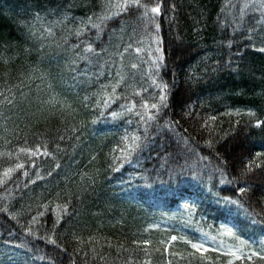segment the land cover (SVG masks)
<instances>
[{"label":"trees","instance_id":"trees-1","mask_svg":"<svg viewBox=\"0 0 264 264\" xmlns=\"http://www.w3.org/2000/svg\"><path fill=\"white\" fill-rule=\"evenodd\" d=\"M90 2L0 0V91L20 85L27 67L66 73L74 54L57 47L47 30L53 25L58 33L60 27L54 22L65 14L77 22L91 16ZM143 2L151 7L163 0ZM166 2L168 10L157 17L159 29L154 24L146 26L139 14L107 26L100 38L106 54L99 60V65L107 62V67L91 68L93 80L94 73H101L94 88L81 91L65 76L66 93L73 98L78 95L79 100L98 92L101 84L109 85L100 95L90 96L87 109L72 100L49 108L52 114L38 126L44 135H29L27 141L23 139L26 132L13 135V124L0 118V264H68L61 249L67 246L71 253L73 247L82 248L78 256L83 259L84 252L90 253L89 237L100 240L107 264H168L169 260L171 264H227L223 251L240 249L226 243L228 228L244 230L245 241L251 245L243 250L245 255L259 250L264 226L251 213L254 210L264 218V170L257 167L264 163V128L256 126L258 119L264 120V54L259 52L264 31L256 24L262 18L249 13L256 18L254 27L234 32L231 23L226 27L224 21L231 22L228 5L236 0ZM22 21L32 25L40 42L28 40ZM66 26L75 31L79 25L66 21ZM240 31L245 34L239 35ZM95 35L93 31L71 41L83 50ZM177 37H182V44ZM158 38L168 75L156 66ZM249 38L253 42L246 46ZM173 41L180 46L175 48ZM76 63L83 67L82 62ZM229 63L231 67L213 71L217 64ZM27 83L31 91L29 87L23 91L30 101L23 104L34 110L39 100L50 98L37 93L38 85L43 91L47 84ZM164 83L172 92L167 113L144 108L159 102L156 85ZM113 86L116 100L110 111L102 105L93 107ZM111 111L118 115L112 117ZM7 115L10 121L17 118L15 111ZM241 128L244 131L237 135ZM208 142L216 148L209 149ZM196 145L195 154L190 155ZM22 147L38 149L37 155L20 152ZM225 163L227 170L221 176L219 169ZM17 164L24 167L16 168ZM57 164L62 167L57 169ZM9 168L12 172L5 176ZM37 173L43 179L38 180ZM238 178L245 193L239 192ZM73 199L75 233L85 242L80 245L64 228L53 230V222L66 214L62 212L66 201ZM172 235L178 240L168 244ZM185 241L218 251L202 256ZM252 264H264V260L254 257Z\"/></svg>","mask_w":264,"mask_h":264},{"label":"snow or ice","instance_id":"snow-or-ice-1","mask_svg":"<svg viewBox=\"0 0 264 264\" xmlns=\"http://www.w3.org/2000/svg\"><path fill=\"white\" fill-rule=\"evenodd\" d=\"M89 9H92V15L87 16L86 18H81L78 22L75 17H68L65 14L64 19L57 20L54 22L55 25H59L60 31L58 33L53 32V25H49L47 30L48 37H51L55 42L57 47H62L65 52H71L74 55L71 58V62L67 64L68 71L65 73L63 69L59 73H54L52 71L44 70L37 67H27L23 69L24 78L21 79L20 85L6 87L3 91H0V118H3L6 122H11L13 124L12 134L16 135L17 132H26L27 134L23 137L25 141L28 140L29 135L33 138L36 136H43L44 133L38 131V126L41 120H47L48 117L52 114L48 111L49 108H54L56 106H64L67 104L68 100H72L73 104L77 106L87 109L89 107L90 96H97L100 95L109 85L101 84L100 89L98 92L90 93L89 95L83 96L82 100H79L78 95L76 98L66 93L64 88L65 83V76L70 77L72 81V87L80 89L81 91L87 92L89 88H94L96 83L99 81L100 72L94 73L93 75L96 76V80L92 79V75H90V71L92 67H107V62L104 65H99V60L106 54V49L101 46L102 41H100L101 36L106 32L107 26L112 23H117L118 19H122L125 16L133 17L136 14H139L141 20L145 23L146 26L155 25L157 29L160 28V24L157 23V17L161 16V14L167 11V2L163 0L162 3L158 2L155 3L154 6H149V3L143 2V0H91V2L87 5ZM228 7L232 10V20L224 21L225 26H229V23L233 26V31L237 32V29H251L254 27L253 21L256 19L254 15H250L249 13H259L261 20H256V24H260L261 31H264V0H246L244 3H240V0H236L234 3H230ZM151 13V15H149ZM33 19H41L40 17H33ZM66 21L78 24L79 26L76 28L75 31L68 29L66 26ZM47 22V21H45ZM24 28L27 29V36L29 41H36L40 42L39 39L35 36V33L32 30V25L28 24L24 21L21 22ZM95 32V40H92L87 43V47L81 50V45L78 43H72L71 38L74 37L76 40H82V37L86 36L90 32ZM67 33V34H64ZM239 35L243 36L245 34L244 31L238 32ZM199 35V32H197ZM255 35V33H253ZM47 38V37H46ZM177 40L180 41L182 44L183 39L182 37H177ZM234 40V38H233ZM96 41H100V43H96ZM253 41L251 38L245 40V45L248 46ZM264 43V41H261ZM175 48H178L180 44H176L173 41ZM95 45V46H94ZM156 66L158 69L163 71L164 75H168L167 72V63L165 62V56L161 49V40L158 38L156 40ZM232 42L229 43V47H232ZM99 47V51H96V48ZM137 52L140 51L139 48L136 49ZM259 52L264 54V47L259 49ZM247 53L245 52L244 55ZM243 56H241V59ZM11 59V58H9ZM77 61L83 63V67L77 66ZM7 63V61H5ZM91 66V67H90ZM135 67V65H133ZM179 67V66H178ZM221 67H231V64L227 65H220L217 64L213 71H219ZM119 74V72L117 73ZM190 79V76L188 77ZM36 80H39L41 84H47L46 89L43 91L41 90L40 86H37V93L40 95L47 94L49 95L48 100H39V102L35 105L34 110H30L29 108H25L23 101L29 100L30 97L27 93L23 91L24 87H29L31 91V86L27 82L35 83ZM120 82L117 81V84ZM156 82L153 81V84ZM199 83V81H197ZM159 88V102L152 103L150 106L148 104L142 105L144 108H151V109H161L164 113H167L168 108L171 107L170 105V96L172 95L171 86L168 83H164L162 85H156ZM191 87H189V91ZM116 88L113 86L112 92L108 93L102 98L101 101H98L96 105L93 107L99 108L102 107L106 110L110 111V104L116 100L115 97ZM14 93V94H13ZM67 96V99L63 97ZM124 97H121L123 99ZM193 99H189L185 104ZM123 107V106H122ZM15 111L17 113V118L15 120H9L8 113ZM87 114V113H86ZM112 117H116L118 115L117 112L111 111L110 112ZM188 116L191 118L192 113L189 111ZM101 116H104V113H101ZM140 118L143 120L144 114H140ZM153 117L149 116L148 119H152ZM156 119H162L163 117H155ZM214 119V118H213ZM97 121H92L95 124ZM257 127L264 128V120H257ZM178 127V125H177ZM5 134L8 132V124L5 123L4 125ZM29 129H36V131H29ZM244 129L241 128L237 131V135H240ZM63 140V136L60 137ZM188 142V141H186ZM196 147L194 146L191 149L190 155H194L196 152ZM207 147L209 149H215L216 144L212 142L207 143ZM20 152L22 153H29L31 156L35 157L37 155L38 149L36 151H32L28 148H20ZM203 151V149H201ZM45 156L50 155L48 152L43 153ZM131 154L130 152L128 153ZM55 159V156H53ZM24 165L17 164L16 168H23ZM62 167L61 164H57L56 168L59 169ZM258 168L264 170V163L257 165ZM227 170V164L221 166L219 169L221 176L224 175L225 171ZM248 169H245V172L242 175L247 173ZM12 172V169L9 168L5 171L4 175L9 176ZM49 177L54 175L53 172L48 173ZM37 179H43L37 173ZM225 181L221 180V183ZM232 181L229 180L228 183ZM247 183L246 180L243 181ZM34 183V182H33ZM237 186L239 188L240 193H245L246 189L244 187H239L241 183V179L236 180ZM7 186L5 185V188ZM27 187V185H25ZM235 194V192L233 193ZM226 202L227 198H225ZM75 200L66 201L65 208L62 212L66 213L63 215L62 220H57L53 222V230L59 232L61 228H64L70 236L76 241L78 245L84 244V240L82 237H78L75 233L76 224L73 222V218L75 216V211L73 210V204ZM264 212V209L261 210ZM251 215L256 217L257 223H260L264 226V218H261L259 213H256L254 210ZM35 219V217H33ZM229 234H231V230H228ZM179 239H183L180 237ZM178 240L176 235H172L170 240H168V244L175 242ZM51 243L56 245V240H52ZM149 242L147 240L144 241V245H147ZM186 244L191 245V248L195 250L196 253H201L203 256L204 253L209 251L216 252L218 249L212 248L209 249L205 247L203 243H193L191 241H185ZM242 244L247 245L251 248V245H248L246 241H241ZM88 244L91 245L90 253L84 252L83 259L78 256L79 252H82L83 249L79 247H73L72 252L68 253L67 246H65L61 251L66 254L68 264H107L108 257L102 251L103 245L100 244V240L95 237H89ZM261 246L259 250H252L245 255L243 249H227L223 251V256L227 257V264H252L254 257H259L260 259L264 260V241L260 242ZM99 245V247H97ZM59 247V245H56ZM108 247L111 248V242H108ZM163 251L167 253L168 247L165 246ZM168 264H171V260H169Z\"/></svg>","mask_w":264,"mask_h":264},{"label":"rangeland","instance_id":"rangeland-1","mask_svg":"<svg viewBox=\"0 0 264 264\" xmlns=\"http://www.w3.org/2000/svg\"><path fill=\"white\" fill-rule=\"evenodd\" d=\"M231 230V234H229V231ZM258 236L261 237V233H256ZM223 234V233H222ZM225 234H223L224 236ZM245 233L243 229H238L237 231H234L232 228L226 229V243L228 245L236 246L237 248H242L243 250L246 249L247 245L242 244L241 241H245L244 237Z\"/></svg>","mask_w":264,"mask_h":264}]
</instances>
